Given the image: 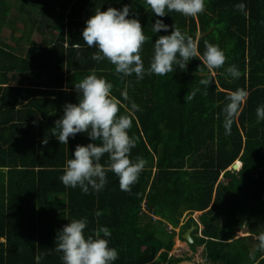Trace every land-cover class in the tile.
<instances>
[{
    "label": "trees",
    "instance_id": "trees-1",
    "mask_svg": "<svg viewBox=\"0 0 264 264\" xmlns=\"http://www.w3.org/2000/svg\"><path fill=\"white\" fill-rule=\"evenodd\" d=\"M123 5L150 38L141 53L145 66L156 38L151 24L159 18L169 30L179 27L197 40L201 53L205 41L218 45L224 67L210 71L192 58L183 71L146 75L139 82L134 76L121 79L106 60L91 59L96 49L84 43L81 30L96 8ZM11 7L19 18L10 16ZM232 64L241 71L235 80L224 71ZM93 72L112 82L120 114L129 108L123 92L138 106L129 132L137 139L131 158L147 163L130 192L120 189L112 173L102 191L88 194L59 179L75 146L90 141L77 134L60 144L53 127L62 106L77 102L74 84ZM206 77L214 85H201ZM237 88L248 96L226 136L221 108ZM262 104L264 0H205V11L196 17H156L144 0H0V264H36L35 257L45 253L50 254L40 264H61L52 250L57 232L67 218L80 217H87L89 231L110 229L109 245L119 253L114 264L190 259L169 255L174 236L184 240L186 229L198 225L191 217L175 230L185 211L201 212L204 227L198 235L194 230L189 246L203 247L206 264H264V253L248 257L253 236L264 232V121L257 122L255 114ZM236 161L242 164L233 170ZM96 210L102 212L98 218ZM244 229L248 235L236 237Z\"/></svg>",
    "mask_w": 264,
    "mask_h": 264
},
{
    "label": "clouds",
    "instance_id": "clouds-1",
    "mask_svg": "<svg viewBox=\"0 0 264 264\" xmlns=\"http://www.w3.org/2000/svg\"><path fill=\"white\" fill-rule=\"evenodd\" d=\"M144 4L156 17L173 12L184 17H196L205 11V0H144ZM238 7L242 10L244 5ZM169 29L170 26L159 18L151 24L156 38H152V52L147 66L141 53L150 38L145 35L135 12L130 15L129 5L119 9L111 6L106 10L96 8L85 20L81 35L89 48L96 49L91 59L96 62L106 60L121 79L134 76L139 82L146 75L165 76L176 72L177 68L183 71L192 58L201 59L210 71L224 67L226 56L218 45L205 41L201 53L198 41L187 32L179 27ZM161 31L168 34L157 35ZM224 71L233 80L241 76L235 64L227 66ZM200 84L210 86L214 82L206 77ZM74 89L78 94L77 102H66L62 106L63 114L55 121L52 134L60 144L67 145L69 138H75L77 134H86L90 142L75 146L62 166L61 183L67 188H79L83 194L100 192L108 183V173H112L118 179L120 189L130 192L147 163L142 157L131 158L137 139L129 132L133 127L132 111L138 106L123 92L122 99L128 101L129 108L126 113L120 114L121 101L112 94V82L95 72L75 83ZM197 91L199 89L192 91L187 99L191 101ZM247 96L248 92L243 88L226 94L221 108L226 136L231 135L233 123ZM255 114L257 122L264 121V104L257 106ZM42 143L47 144V138ZM101 215L100 210L94 212L97 218ZM67 220L68 223L58 230L55 247L52 248L60 254L61 264H114L119 253L109 245L111 231L107 226L89 231L87 217ZM253 239L255 245L248 253L250 260H254L257 253H264V232L255 234ZM45 254L35 257L36 264H40Z\"/></svg>",
    "mask_w": 264,
    "mask_h": 264
},
{
    "label": "rangeland",
    "instance_id": "rangeland-1",
    "mask_svg": "<svg viewBox=\"0 0 264 264\" xmlns=\"http://www.w3.org/2000/svg\"><path fill=\"white\" fill-rule=\"evenodd\" d=\"M11 2H14V0H11ZM25 6H27L26 5V3H23ZM19 8V7H18ZM11 10H10V16L12 17V18H19L20 17V14L19 13H17V8L16 7H11L10 8ZM23 17H26L25 15H22ZM25 19L23 18V21H24ZM35 22V20H33L32 19V24ZM15 24H16V26H18L19 28H23L24 27V24H23V22H22V20L21 19H17L16 21H15ZM36 24H34L33 26H35ZM9 34H10V30H7V29H5L4 30V32H3V36H4V38L5 39H7L8 38V36H9ZM36 33H33V35H35ZM240 167H241V165H240ZM239 167V168H240ZM238 168V169H239ZM238 169H236V170H238ZM201 212H199V211H196V212H193L192 214L189 212V211H185L184 212V214L181 216V218H180V223H179V226L175 229L176 231H179L180 230V226L182 225V224H184L189 218H194L195 220H196V222H197V226H196V228L195 229H193L191 232H190V234H192L193 232H194V230H196V235H198V234H200V232H201V230H202V228L204 227L200 222H199V220H198V217H199V214H200ZM194 225V224H193ZM188 229V228H187ZM186 229V230H187ZM246 235H248V233L246 232V230L244 229V230H241V231H239L237 234H236V237H241V236H246ZM169 255H171V256H175V257H190L192 260H194V261H196V262H198V263H200V264H206V262H205V259L203 258V247L202 246H197L196 248H195V250H192L191 248H190V246H189V242H187L186 240H181L180 238H179V236H174V238H173V247H172V249L169 251ZM218 264V263H217Z\"/></svg>",
    "mask_w": 264,
    "mask_h": 264
},
{
    "label": "water",
    "instance_id": "water-1",
    "mask_svg": "<svg viewBox=\"0 0 264 264\" xmlns=\"http://www.w3.org/2000/svg\"><path fill=\"white\" fill-rule=\"evenodd\" d=\"M239 163H240V164H239ZM240 165H241V162H240V161H236L235 163H233V164L231 165V168H232L233 170H236V169H238V168L240 167ZM195 228H196L195 225H191V226H190V227H189V228L183 233V235H182L183 239L186 240V241L189 242V243H192V242H193V238H192L190 232H191L193 229H195ZM171 264H200V263H198V262H196V261H194V260L183 259V260H181V261H178V262H175V263H171Z\"/></svg>",
    "mask_w": 264,
    "mask_h": 264
},
{
    "label": "flooded vegetation",
    "instance_id": "flooded-vegetation-1",
    "mask_svg": "<svg viewBox=\"0 0 264 264\" xmlns=\"http://www.w3.org/2000/svg\"><path fill=\"white\" fill-rule=\"evenodd\" d=\"M189 260H192L191 258Z\"/></svg>",
    "mask_w": 264,
    "mask_h": 264
},
{
    "label": "bare ground",
    "instance_id": "bare-ground-1",
    "mask_svg": "<svg viewBox=\"0 0 264 264\" xmlns=\"http://www.w3.org/2000/svg\"><path fill=\"white\" fill-rule=\"evenodd\" d=\"M240 164V163H239ZM242 164V163H241Z\"/></svg>",
    "mask_w": 264,
    "mask_h": 264
},
{
    "label": "crops",
    "instance_id": "crops-1",
    "mask_svg": "<svg viewBox=\"0 0 264 264\" xmlns=\"http://www.w3.org/2000/svg\"><path fill=\"white\" fill-rule=\"evenodd\" d=\"M3 240V239H2Z\"/></svg>",
    "mask_w": 264,
    "mask_h": 264
}]
</instances>
